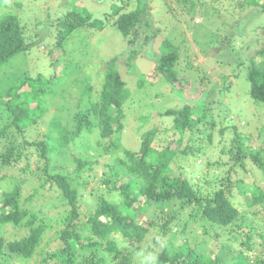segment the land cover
I'll return each instance as SVG.
<instances>
[{
	"label": "trees",
	"instance_id": "obj_1",
	"mask_svg": "<svg viewBox=\"0 0 264 264\" xmlns=\"http://www.w3.org/2000/svg\"><path fill=\"white\" fill-rule=\"evenodd\" d=\"M109 1H103L105 10L96 19L86 11V5H74L71 0L70 9L56 24L60 39L55 41V49L61 47L67 34L81 29L93 30L100 37L109 33L110 29L117 30L123 37L126 48L130 49L128 55L122 53L102 63L104 81L97 97L91 100L92 88L88 82H82L80 103L83 110L72 117L67 116L69 121L65 122L64 129L69 128V122L72 126L69 128L72 140L77 142L84 137V143L78 148L85 149V152L95 151L96 145H101L100 140L109 139L122 131L123 106L130 91L121 80L117 61L122 55L126 56L124 65L130 71L131 60L142 51V47L148 48L157 37L156 32L160 31V28L155 27L160 22L151 19L152 8L149 1L134 0L135 9L130 11L126 10L131 4L130 0H115L110 1V4ZM243 1V5H239L240 9L251 6L258 10L264 7V0ZM176 5L178 7L165 6V11H202L201 3L194 0H176ZM161 10H164V6ZM231 16L239 17L238 7H233ZM240 18L245 17L241 15ZM259 28L263 31L261 39H258V35L245 45L248 54L252 51V45L260 44L254 55L244 58L243 53L238 54L236 60L230 62H233V73L234 66H246L249 96L256 103H264V25ZM26 31L16 16L6 14L0 17V68L22 52L28 51L32 44ZM92 34L89 33L88 36ZM225 38L229 39L230 36L226 34L222 41ZM214 44L215 42L212 45ZM159 48V54H150L148 51L144 54L157 63V73L172 85L179 75V48L166 39ZM56 52L61 53L60 50ZM214 58L218 60L221 55L217 54ZM51 60V64L57 61L53 58ZM229 64L226 63V67ZM6 76V79L16 77L9 74ZM18 77L16 82L7 83L5 90L0 91V184L13 183L11 191L0 193V228L10 224L14 230L12 240L7 241L0 235V264H9L11 261L5 256V249L25 263L36 255L44 235L53 228L50 222L39 220L42 213L36 206L42 202L52 203L46 206L47 211L58 214V203L55 205L53 200L65 202L68 210L62 214L65 215L64 227L56 230L52 237L57 247L51 254L42 255L39 264H136L135 261L131 263L134 253L139 255L138 264H227L226 261H221L226 254L232 255L233 264H264V190L251 182L240 192L237 185L245 180L231 179L235 171L250 173L246 168L250 161L264 181V145L258 146L259 143L264 144V134H257L253 124L249 125L246 121L236 123L228 114H218L217 120L212 118L206 121L205 115L194 116L189 107L184 106L166 113L173 115V131L166 141L173 143L176 149L169 147V144L162 150L154 148V129L142 134L141 145L135 151L124 149L119 143L106 141L108 146L103 148L99 156L104 152L123 148L124 156L117 165L113 161L100 164L97 159L88 162L86 158L82 159L83 156L71 154L68 159H71L74 167L66 171L64 160L59 158L65 150L58 149L57 144L52 142L54 138L49 136L48 129L52 123L46 121L49 118L47 114L50 113L46 101L51 94L46 96L45 93L47 79H42L40 73H29L28 70L20 71ZM234 77L236 76L233 74ZM227 78L225 76L222 80L225 82ZM25 84L29 90H20ZM143 84L142 80H136L135 86L142 88ZM85 95L89 98V105L84 103ZM32 102L36 103L33 107ZM62 108L65 106L58 111H62ZM206 111L210 112V107L206 106ZM148 117L146 115L142 120L146 121ZM258 118L253 123H257ZM55 121L60 123L61 119L57 118ZM200 125L207 126L202 130L206 132L204 140L209 144L219 135L215 159L204 164L207 175L204 178L207 185L205 187L211 189V194L205 195L200 190H194L180 167L173 166L174 159L186 155L190 148L187 145L178 152L180 139L188 131L189 140ZM43 127L46 129L41 131ZM64 129L62 127V133L66 131ZM224 136H227L226 140L222 139ZM195 149L199 151L201 145L198 144ZM33 155L37 161H41V166L38 164L35 169L31 166L36 162ZM202 168L201 165L200 170ZM250 177L255 179L253 174ZM33 178L35 181H32ZM26 183H36L37 187L33 188L31 196L22 201L21 193ZM88 186L91 187L86 192ZM47 189H51L53 193L45 195L44 191ZM234 189H238L243 203L239 202ZM85 193H89L92 209L80 212ZM111 193L116 195L117 202L106 199ZM34 195L38 196V201L32 207ZM153 204H159L157 207L160 214L155 213L151 219L137 222L136 219L145 217L147 208ZM164 204L169 208L177 206L178 209L168 210L164 208ZM189 206L193 208L192 220L198 219L203 223L202 226L210 227L204 229V233L213 232L217 238L221 235L220 231L228 234L227 241L218 246L217 252L205 250L208 249L206 237L195 247H190L187 240L180 242L181 245L173 251L167 247L175 246L172 242L174 239L168 238L172 233L169 227L172 219H177L182 210L185 211ZM166 210L168 212L164 214ZM81 213H84L85 221L80 219ZM186 224L185 222L180 232L175 234L185 235ZM257 238L260 240L257 241ZM235 244L237 248L234 247Z\"/></svg>",
	"mask_w": 264,
	"mask_h": 264
},
{
	"label": "rangeland",
	"instance_id": "obj_2",
	"mask_svg": "<svg viewBox=\"0 0 264 264\" xmlns=\"http://www.w3.org/2000/svg\"><path fill=\"white\" fill-rule=\"evenodd\" d=\"M70 1L0 0V17L6 14L16 16L24 29H27L26 34L28 33L30 35L29 41L32 44L28 51L22 52L20 56L14 57L9 63L0 68V91L5 90L4 86L7 83L16 82L19 79L18 75L20 71L24 72L28 70L29 73H40L42 74V79H47V83L44 85L45 93L47 94L46 96L51 94L46 101L47 108L50 111L47 114L49 118L46 121H50V124L52 123V126L48 129L49 136L54 138L52 142L54 145L57 144L58 149L62 148L65 150L59 158L64 160L66 171L74 167V163L71 162V159H68V156H71V154L83 156L82 159L86 158L88 162L97 159L100 164L102 162L113 161L117 165L124 156L123 148L132 151L138 150L137 148L141 145L142 134L154 129H156L152 140V146L154 148L162 150L166 147V144H169V147L171 146L176 149L173 143L166 141L169 133L173 131V115H166V113L170 110L177 111L184 106H188L194 116L205 115L206 121L212 120V118L217 120L218 114H228V117H232L236 123L240 122L242 124L246 121L249 125H254L253 129L257 130V134H264V103H256L249 96V83L245 76L246 66L244 65L243 68L234 66L235 73L232 71L233 62L236 60L238 54L243 53L245 58L247 55H254L256 49L259 48L258 45L260 44L256 42L257 45H252V51L247 54L245 45H247L249 40H255L258 35V39H261V33L263 31L259 27L264 25V7L258 8V10L251 6L240 9L239 5H243V0H194L197 3H201L200 10L202 11L185 13L178 9L165 11V6L167 5L169 7H178L176 0H147L151 3V19L154 22H160V25L155 26L158 27L157 29L160 28V31L156 32L157 37L148 45V48L146 46L142 47V51L131 60V69L127 71L129 68H125L124 65V58L126 56L123 57V55H128L130 49L126 48V44L122 39L123 37L114 29H110L111 31L105 33L103 37H100L98 33H94L93 30H74L65 36L60 45L61 47L55 49V41L60 39L56 24L58 19L70 9ZM103 1L73 0L72 4L80 6L86 5V11L93 18L98 19L103 13V10H105L103 8ZM110 1L114 2L115 0ZM110 1L109 4L111 3ZM130 2L131 4L126 8L127 11L135 9L134 0H130ZM163 6L164 10H161ZM233 7H238L239 17L231 16ZM241 15L245 18L241 19ZM38 23L39 25H37ZM89 33L94 34L88 36ZM224 34H228L230 38H225L222 41L225 37ZM233 36L239 38H234ZM165 39L173 42L179 48L181 54L177 64L178 79L172 85L168 84L157 73V63L144 54L147 51L150 54H159L160 44ZM214 42L215 44L212 45ZM51 45H54L51 48L53 50L52 52L51 49L48 50ZM57 50H60L61 53L56 52ZM122 53V58L117 61L116 66L121 80L130 91V96L123 106L124 117L121 119L123 125L122 131L118 135L113 134L109 139L100 140L101 145H96L95 151L85 152V149L78 148L84 143L82 142L84 137L82 136L77 142H74L69 131V128H72V126L68 122L67 126L69 128L64 129L65 122L67 123L69 117L79 114L83 110L80 103L82 82H88L91 86V100L97 97L104 81L102 63L109 61L111 58H116ZM217 54L221 55V58L218 60L214 58ZM257 57L259 58V56ZM52 58L57 60L54 64H51ZM232 60L233 62H230ZM226 63H230L228 67H226ZM6 74L11 76L15 75L16 77L6 79ZM233 74L236 77L233 78ZM225 76L228 78L224 82L222 79ZM136 80L143 81L142 88L135 86ZM20 90L27 91L29 87L25 84ZM88 101L89 98L85 95L84 103L89 105ZM35 104V102H32L31 106L33 107ZM64 106L65 108H62V111H58L60 107ZM206 106L210 107L212 115H210L209 111H206ZM85 109L87 110V108ZM146 115L149 117L146 121H143L142 117ZM67 116H69L68 119ZM256 117H259L258 122L253 123ZM57 118L61 119L60 123L55 121ZM62 127L66 130L63 133L61 132ZM206 127V125L198 126L189 140H187L189 132H185L180 139L181 142L178 146V152L185 149L187 145L190 146L189 149L191 151L188 149L186 155L177 156L173 161V166L180 167L189 184L192 185L194 190H200L202 195L207 193L211 194L210 187H205L207 185H205L206 180L204 178L207 175L204 172V164L207 161L212 162L215 159L214 154L217 152L215 146L219 138L218 135L217 139H212L213 142L210 144L205 141L206 132L202 129ZM43 129L45 130L46 127H43L41 131ZM226 138L227 136H224L222 139L226 140ZM106 141L119 143L123 148H119L118 150L116 148L114 151L110 150L99 156L103 148L108 146ZM198 144L199 146L201 145L199 151L196 150L197 148L195 149ZM259 145L263 147L264 144L259 143ZM83 154H86V156ZM34 160L36 162L31 165L32 169H35L34 167L38 164L39 167L41 166V161H37V158H34ZM201 165L203 168L200 170ZM246 168L249 169L251 174L243 171H235L232 173V180H245L241 185H237L240 192L251 182L257 184L256 186L264 190V181L257 173L254 164L248 161ZM119 169L121 170V168ZM252 174L255 176L254 180L250 177ZM32 181H35V178ZM36 187V183L34 185L26 183L21 193L22 201L31 196V191ZM90 187H87L86 192L89 191ZM12 188V182L0 184V193L9 192ZM234 190L239 202L243 203L238 189ZM52 193L53 191L51 189L44 191V194L47 196ZM37 199L38 196L34 195L33 201L31 202L32 207L38 201ZM106 199L117 202L116 195H112V193L107 195ZM53 202L55 205L58 203L59 207H56L59 209L58 214L47 211L46 206L52 203L45 204L42 202L38 204V207L35 205L42 213V217L39 220L50 222L51 226H53L44 235L36 255L25 263L19 261L17 255H13L5 249V256H8L11 260L9 264H39V258L42 255L47 256L55 250L57 244L52 240V237L56 230L64 227L63 220L65 215L62 216V214L67 213L68 207L65 202L56 200H53ZM92 204L89 193H85L84 200L80 204V212H89L92 209ZM157 206L159 204L150 205L146 210L145 217H138L136 219L137 222L144 221L146 218L151 219L155 213L160 214ZM164 208L168 210L178 209L177 206L169 208L165 204ZM155 210L156 212H154ZM191 211H193V208L189 206L185 211L182 210L181 214L176 217L177 219H172L169 226L172 233L168 238L171 240L174 239L172 242L175 246L167 245V247L173 251L174 248L181 245L180 242L186 240L190 247H195V245L198 246L201 240L206 237L208 249L205 250L217 252L219 249L218 246L222 242L227 241L228 234L220 231L221 238H217L213 232L204 233L203 230L209 229L210 227L208 225L202 226L203 223L198 219L192 220ZM80 219L85 221L84 213L80 214ZM185 222L187 223L186 232H184L185 235L175 234V232H180ZM0 235L7 241L12 240V235H14L12 226L10 224L2 225ZM215 238L216 240H214ZM256 240L259 241L260 239L257 238ZM234 247L237 248V245L235 244ZM232 250L235 251V249ZM38 253H41V255L38 256ZM133 256L134 260L131 263L135 261L138 264L139 255L134 253ZM231 258V254H226L225 257L221 258V261H226L227 264H233Z\"/></svg>",
	"mask_w": 264,
	"mask_h": 264
}]
</instances>
